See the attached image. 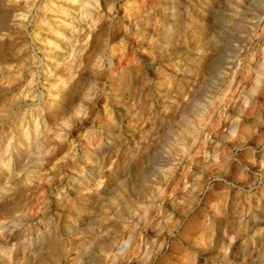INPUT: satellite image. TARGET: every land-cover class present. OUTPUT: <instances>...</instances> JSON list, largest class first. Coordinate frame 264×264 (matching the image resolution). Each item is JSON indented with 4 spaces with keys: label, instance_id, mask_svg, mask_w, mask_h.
I'll list each match as a JSON object with an SVG mask.
<instances>
[{
    "label": "rangeland",
    "instance_id": "rangeland-1",
    "mask_svg": "<svg viewBox=\"0 0 264 264\" xmlns=\"http://www.w3.org/2000/svg\"><path fill=\"white\" fill-rule=\"evenodd\" d=\"M263 50L264 0H0V264H264Z\"/></svg>",
    "mask_w": 264,
    "mask_h": 264
},
{
    "label": "bare ground",
    "instance_id": "bare-ground-1",
    "mask_svg": "<svg viewBox=\"0 0 264 264\" xmlns=\"http://www.w3.org/2000/svg\"><path fill=\"white\" fill-rule=\"evenodd\" d=\"M174 17V16H173ZM227 62V61H226ZM260 74L261 75H264V50H263V53H262V63H261V68H260ZM235 130V129H234ZM233 130V131H234ZM216 162V157L214 156L211 160H210V163L213 164ZM198 183V182H197ZM199 184L196 185V190L199 189Z\"/></svg>",
    "mask_w": 264,
    "mask_h": 264
}]
</instances>
